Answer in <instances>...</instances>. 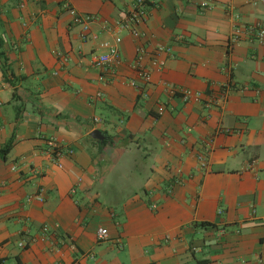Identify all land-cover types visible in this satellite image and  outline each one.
<instances>
[{"label": "crops", "instance_id": "1", "mask_svg": "<svg viewBox=\"0 0 264 264\" xmlns=\"http://www.w3.org/2000/svg\"><path fill=\"white\" fill-rule=\"evenodd\" d=\"M198 3L148 0L134 38L115 26L132 0H0V264H264V45L229 38L264 0ZM140 47L163 61L147 83Z\"/></svg>", "mask_w": 264, "mask_h": 264}, {"label": "built area", "instance_id": "2", "mask_svg": "<svg viewBox=\"0 0 264 264\" xmlns=\"http://www.w3.org/2000/svg\"><path fill=\"white\" fill-rule=\"evenodd\" d=\"M211 0H199V7L201 9L209 8ZM148 0H132L131 8L127 13V16L118 20L115 23L116 29L118 31H125L130 34L134 38H139L141 33L139 32L137 26L145 22L146 20V7ZM63 8L71 17V21L74 25H81L83 29L86 30L88 25L94 21V17L91 15H82L78 13L75 9H73L69 3H64ZM233 20L237 19L235 14L232 15ZM248 37L259 44L264 45V23L250 24V25H235L233 27L232 33L230 35V42L233 44H237L241 39ZM116 44L120 42V37H117L115 40ZM102 47L106 49L104 54L96 56L94 61L97 66L101 68L104 73L112 72L111 68L119 63V50L117 46H111L108 43H103ZM166 52L165 50H160L157 53L161 54ZM145 57V51L143 47H140L138 50V56L134 63V70H136L137 76L143 82H149V78L151 72L153 70H158L162 67L163 61L159 59L157 54L149 55V67H145L142 64V59ZM131 85H135L134 82L130 83ZM182 98L184 101L192 100L194 102H199L201 95L198 92L193 91H182ZM221 100H226V94L223 92L221 94ZM159 113L162 112V108L159 107ZM95 124L99 123L98 119H94ZM47 149L52 156L61 157L63 154H72L71 149H63L60 145L56 143L53 139L47 140ZM201 166L204 167L205 163L202 162ZM40 200V199H39ZM45 230V229H44ZM108 238V232L105 228H99L97 230V239L98 240H106ZM23 247V244H20Z\"/></svg>", "mask_w": 264, "mask_h": 264}, {"label": "rangeland", "instance_id": "3", "mask_svg": "<svg viewBox=\"0 0 264 264\" xmlns=\"http://www.w3.org/2000/svg\"><path fill=\"white\" fill-rule=\"evenodd\" d=\"M128 158H130V157H128ZM123 159H124V157H123ZM126 159L127 158H125L124 160L127 162ZM116 169H117V172H114L113 176L111 178V180H113V181H111V183H112L111 187L112 188L116 187L115 191L116 192H120L121 196H123L124 194H127V193L131 192L132 190H134V188H132L130 186H131L132 183L138 182V180H135V181L134 180H130L131 178H128V174L129 173L128 172L126 173L123 170L124 169L123 166L121 168L119 167V168H116ZM131 169L135 171V168L133 166L131 167ZM138 169H140V168H138ZM134 171H132V172H134Z\"/></svg>", "mask_w": 264, "mask_h": 264}, {"label": "water", "instance_id": "4", "mask_svg": "<svg viewBox=\"0 0 264 264\" xmlns=\"http://www.w3.org/2000/svg\"><path fill=\"white\" fill-rule=\"evenodd\" d=\"M90 136L95 139L98 140L100 142H102L103 140L106 139V136L99 130H94L90 133Z\"/></svg>", "mask_w": 264, "mask_h": 264}, {"label": "trees", "instance_id": "5", "mask_svg": "<svg viewBox=\"0 0 264 264\" xmlns=\"http://www.w3.org/2000/svg\"><path fill=\"white\" fill-rule=\"evenodd\" d=\"M1 46V43H0ZM107 142L104 141L102 144L105 145ZM11 146L10 144H8L7 146H5L2 150H0V158L5 159L6 155L8 154V152L10 151Z\"/></svg>", "mask_w": 264, "mask_h": 264}]
</instances>
